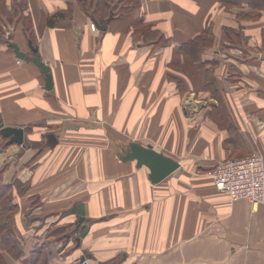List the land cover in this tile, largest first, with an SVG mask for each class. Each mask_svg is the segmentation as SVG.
<instances>
[{"label": "crops", "instance_id": "1", "mask_svg": "<svg viewBox=\"0 0 264 264\" xmlns=\"http://www.w3.org/2000/svg\"><path fill=\"white\" fill-rule=\"evenodd\" d=\"M3 1L7 13L25 4L22 18L1 13L12 36L0 38V122L25 129L23 145L0 132L25 250L14 259L0 237L9 264H30L40 243L49 264L83 253L92 264H264V201L252 211L210 174L264 153V8L141 0L101 29L78 0ZM132 141L180 166L153 183L147 166L122 158ZM52 227L61 238L47 236Z\"/></svg>", "mask_w": 264, "mask_h": 264}, {"label": "trees", "instance_id": "2", "mask_svg": "<svg viewBox=\"0 0 264 264\" xmlns=\"http://www.w3.org/2000/svg\"><path fill=\"white\" fill-rule=\"evenodd\" d=\"M224 4L235 5L242 4L244 2L249 5L262 9L264 8V0H221ZM81 8L88 13L90 16L95 18L99 23H103L109 19L110 15L113 18L122 17L130 14L133 10L140 6L141 0H78ZM25 4L22 1L18 7H14L11 12L6 11V6L4 1L0 0V21L3 22V15L6 14V18L10 21L22 18L24 12ZM29 23L27 29L29 30ZM143 28H138L140 31L151 30L148 25L142 26ZM146 38L156 37L153 31L150 34L143 32ZM5 35V30L0 26V38ZM3 38V37H2ZM4 39V38H3ZM7 39V38H6ZM6 167V166H5ZM3 171V170H2ZM2 171L0 170V237L2 244L4 245L5 251L10 254L14 259H20L24 254L25 250L21 245V238L19 234L17 235L16 228V214L19 211L18 203L14 202L10 195L11 186L7 184L2 179ZM16 185H19L18 181H15ZM33 207V203H32ZM47 236L62 237V228L52 227L48 228ZM41 244V243H40ZM37 244L36 249L31 251V256L29 259L30 264H49L48 257L46 256L43 245ZM0 264H9L8 260L0 251Z\"/></svg>", "mask_w": 264, "mask_h": 264}, {"label": "built area", "instance_id": "3", "mask_svg": "<svg viewBox=\"0 0 264 264\" xmlns=\"http://www.w3.org/2000/svg\"><path fill=\"white\" fill-rule=\"evenodd\" d=\"M93 30H98L95 22ZM215 186L227 192L232 199L245 198L252 211H256L264 201V153L249 155L218 162L210 171ZM81 263H86L82 258Z\"/></svg>", "mask_w": 264, "mask_h": 264}, {"label": "water", "instance_id": "4", "mask_svg": "<svg viewBox=\"0 0 264 264\" xmlns=\"http://www.w3.org/2000/svg\"><path fill=\"white\" fill-rule=\"evenodd\" d=\"M113 18L111 14L109 19L104 21L102 24H98L101 29H105L107 22ZM6 37L11 39L12 32L7 31ZM10 45L14 48L16 54L19 57H24L25 53L21 51L19 45L16 42L10 41ZM30 46L34 55L33 61L40 67L41 71L46 74V87L49 90L53 89L51 67L45 61H43L38 53V47L30 41ZM0 132L5 136L9 137L6 141V145L18 144L23 145L25 141V129L23 127H16L11 125H4L0 122ZM1 151V148H0ZM123 159H136L139 167L145 165L149 168V179L153 182H159L176 170L180 163L171 156L165 155L163 152L158 151L152 144H142L140 142L132 141L124 155ZM80 241V237H78Z\"/></svg>", "mask_w": 264, "mask_h": 264}, {"label": "rangeland", "instance_id": "5", "mask_svg": "<svg viewBox=\"0 0 264 264\" xmlns=\"http://www.w3.org/2000/svg\"><path fill=\"white\" fill-rule=\"evenodd\" d=\"M0 26L3 27V23H1L0 21ZM8 30H6L5 34L7 33ZM74 246H72L70 249H73ZM84 258L86 259V263L84 264H92L90 259L87 257V255L85 253H83L82 256H80L79 258H73L72 261H71V264H83L81 263V259ZM98 264H122V260H121V257L119 256H116V257H113L107 261H104V262H99Z\"/></svg>", "mask_w": 264, "mask_h": 264}]
</instances>
